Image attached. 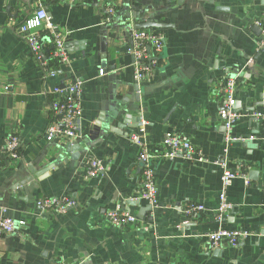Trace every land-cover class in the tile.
Here are the masks:
<instances>
[{
    "label": "crops",
    "instance_id": "crops-1",
    "mask_svg": "<svg viewBox=\"0 0 264 264\" xmlns=\"http://www.w3.org/2000/svg\"><path fill=\"white\" fill-rule=\"evenodd\" d=\"M39 5L53 27L42 29L44 41L62 34L71 58L54 78L42 76L16 33ZM128 13L164 26L152 29L163 52L147 61L164 58L139 82L130 37L114 18ZM257 22L264 24V0H0V215L25 222L15 234L0 233V264H264V48L257 49ZM234 73L239 119L226 144L221 84ZM74 80L82 83V136L47 142L53 90ZM137 117L138 126L146 123L140 140L151 154L162 155L165 134L173 132L205 159H155L159 203L143 213L140 147L123 126ZM9 135L18 139V159L4 150ZM91 159L105 169L88 177ZM223 167L246 174L247 183L232 182L233 209L218 222ZM43 197H67L76 207L42 212L36 203ZM190 205L205 210L186 216ZM115 208L137 222L112 227L106 214ZM220 229L251 236L236 248L209 249L205 235Z\"/></svg>",
    "mask_w": 264,
    "mask_h": 264
},
{
    "label": "built area",
    "instance_id": "built-area-1",
    "mask_svg": "<svg viewBox=\"0 0 264 264\" xmlns=\"http://www.w3.org/2000/svg\"><path fill=\"white\" fill-rule=\"evenodd\" d=\"M107 13L111 16L114 14L112 8L107 9ZM255 25L260 29L261 34L257 42V49L264 48V24L259 22ZM52 31L53 27L48 22L46 10L39 5L34 13L28 17L18 28L17 35L28 46L32 56L38 63L41 74L45 78L57 77L59 70L69 67L71 58L68 54L65 44V38L62 34L53 33L49 37V42L46 43L43 39L44 34L42 29ZM129 37L132 46L128 49V54L134 59L133 73L136 82L142 80L149 74L152 64L147 58L149 55H158L163 52L164 43L160 35L152 29L146 30H130ZM49 44L50 46H48ZM52 47V48H51ZM49 48H51L49 50ZM149 49V52H147ZM55 61L57 67H53L51 62ZM103 75V71H99ZM81 86L82 83L78 80L70 81L63 87H56L53 90L55 96L48 104L50 120L44 132V140L53 142L55 140L74 141L82 136V103H81ZM236 80L226 79L221 84L222 104L218 116L225 129V143L232 142V130L235 123L239 119V113L235 110ZM262 114H257L255 117L262 118ZM146 123H141L136 130L130 134V139L140 147L138 160L141 168L142 177V194L139 200L146 202L152 209L158 207V189L154 180L155 159L175 160L182 159L187 161L205 162L202 154L195 146L187 139L179 134L169 132L165 134L163 140L164 152L162 155H153L148 150L147 146L141 142V134L145 131ZM249 139V138H248ZM249 140H252L250 137ZM240 142L243 139L239 140ZM4 150L6 154L13 160L19 157V143L15 135H9L5 140ZM88 167V177H93L100 174L105 169L102 161L91 159L86 162ZM236 178H243L247 183L246 174L241 171H231L223 167L221 175V187L218 195V207L216 209V221H223L229 212L233 209L232 205L227 200V191L232 182ZM37 207L43 212H50L54 215H63L67 211L76 207V203L67 198H40ZM205 208L203 205H190L185 211L186 216H190L194 212H202ZM107 222L114 228L124 229L128 225L135 224L137 219L119 208L110 210L106 214ZM186 223V222H184ZM25 224L24 221H14L6 217L3 213L0 215V233L5 235L15 234L18 228ZM251 234L247 231L235 230H217L205 235L209 249H217L220 246L228 245L231 248L238 247L245 242ZM54 264H68L62 260ZM107 264V263H105Z\"/></svg>",
    "mask_w": 264,
    "mask_h": 264
},
{
    "label": "water",
    "instance_id": "water-1",
    "mask_svg": "<svg viewBox=\"0 0 264 264\" xmlns=\"http://www.w3.org/2000/svg\"><path fill=\"white\" fill-rule=\"evenodd\" d=\"M94 1H97V0H94ZM114 18H115V21L118 23V27L121 28V29H123V31L125 32V34H128V35H129V31L131 29L132 30H138L139 31V30H146V29H158V28L164 27L163 25H160L158 23H155L151 18H147V19L146 18H140L139 13H137V14H135V13H128L126 15L125 19H122V18H119V17H117V18L114 17ZM131 18L132 19H135V21L137 22V25L131 26L129 24V21H130ZM255 29L258 30L259 35H260L261 34L260 29H258L257 27H253V30H255ZM124 32H123V34H124ZM129 45L131 47L132 46V42H130ZM147 52H149V49H148ZM101 56H102L101 57L102 60L104 61L106 59V55L105 54H102ZM160 56L157 57V58L154 57V58L148 59V62L151 63L153 61H157L160 58L161 59L164 58V55L162 57H160ZM132 60H133V58H132ZM103 64H105V63H103ZM235 74L236 73H234L232 75H228L227 76V79H235V77H236ZM132 90H133V93L135 94V101L136 102H139V97L137 96L139 94V92H141V90L139 89V85L138 84L133 85ZM121 114L123 115L124 120L125 119H128V115L126 114V110L125 111H122ZM123 122H124V125L123 126H125V127L129 126V129L130 130H134V129H137V126H138L137 124H139V122H140V117H137L135 123L134 124H131V125H128L127 124V121H123ZM124 135L127 136V133H125ZM140 168H142L141 165H140ZM35 177L38 178L39 176H35ZM20 185H25V182L21 183ZM150 211H152V208L149 205L147 207L141 208V212L142 213L143 212H150ZM148 220H151V218L148 219Z\"/></svg>",
    "mask_w": 264,
    "mask_h": 264
}]
</instances>
